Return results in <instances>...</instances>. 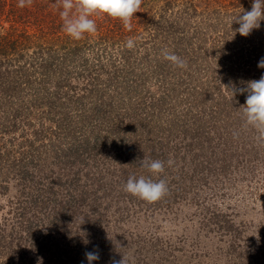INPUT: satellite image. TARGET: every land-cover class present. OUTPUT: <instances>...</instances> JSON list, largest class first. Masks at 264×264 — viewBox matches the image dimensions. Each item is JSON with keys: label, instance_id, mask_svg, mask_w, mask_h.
I'll use <instances>...</instances> for the list:
<instances>
[{"label": "trees", "instance_id": "trees-1", "mask_svg": "<svg viewBox=\"0 0 264 264\" xmlns=\"http://www.w3.org/2000/svg\"><path fill=\"white\" fill-rule=\"evenodd\" d=\"M252 3L142 0L130 30L105 15L95 17L96 34L73 40L62 31L58 0H33L24 8L18 0H0V196L10 195L15 219L31 241L26 245L22 233H7L3 224L0 250L6 252L0 264H40L41 259L42 264H88L85 253L95 249L104 260L92 264L121 260L110 253L111 245L106 248V237L127 209L111 214V204L101 208V199L121 176L122 186L130 175L148 177L144 158L169 161L152 135L155 121H161L162 133L189 136L188 150L195 149L194 158L202 153L194 161L205 173L201 181L208 182L214 168L203 151L215 145L204 137L217 119L245 104L246 93L232 96L233 87L264 75L258 67L264 20L247 37L235 32L237 23L231 25ZM129 38L133 49L124 46ZM165 49L185 59L187 67L164 60ZM189 114L197 122L194 129L180 127ZM236 124L239 129L223 134L217 128L212 135L229 143L228 152L244 157L248 130L243 121ZM176 190L182 192L180 183ZM178 198L168 191L163 203L173 210L183 201ZM160 202L150 203L153 213L163 211ZM211 216L208 224L222 233L233 228ZM132 257L125 256L126 264H141ZM168 260L159 263L173 264Z\"/></svg>", "mask_w": 264, "mask_h": 264}, {"label": "rangeland", "instance_id": "rangeland-1", "mask_svg": "<svg viewBox=\"0 0 264 264\" xmlns=\"http://www.w3.org/2000/svg\"><path fill=\"white\" fill-rule=\"evenodd\" d=\"M180 108L182 107H177L175 111ZM177 111L175 113L179 114ZM190 111L184 109L181 112ZM164 113L170 115L171 112ZM191 114L180 127L188 125L196 128L197 122ZM240 120L242 121L239 110L229 112L217 119L209 132L210 135L204 137L212 138L215 145L214 148L203 151L214 168L206 183L200 179L205 176L197 167L200 162L194 161L201 157L202 153L194 158L195 149L191 150L189 147L188 150L189 136L185 137L181 131L162 133L158 127V124L161 126V121L154 122L156 126L154 125L155 131L152 135L158 137L160 141L157 143L163 145V150L167 151V157L172 163H165V171L159 176L150 174L148 177L165 179L171 196L178 195V199L183 201L176 203L171 210L167 203H163V198L160 202L163 211L155 209L153 213L154 207L149 208L150 203L123 193L121 184L125 178L121 176V183L117 181L112 185L113 192L102 198L100 204V207L111 204V214L115 208L124 210L125 206L127 209L123 219L118 220V227H109L108 233H113L106 237V248L111 245L110 253L113 257L122 259L123 256L132 257L135 254L131 259H139L141 264H160L159 262L165 259L173 261V264H188L189 261L194 264H220L217 260H222L221 264H264V145L257 144L254 130L244 129L248 130L245 143L249 153L243 157L228 152L229 143H220L218 136L212 135L217 128L223 134L239 129L236 123ZM145 121H148L143 120L146 127L149 124L150 128L151 123L147 124ZM204 128L203 133L206 134ZM233 147L235 149L234 145ZM189 151H193L192 154ZM182 173L184 176L180 177ZM173 176L180 178L172 182ZM182 178H186L187 182L184 183ZM108 180L111 181L112 178L109 177ZM179 183L182 192L176 190ZM190 185H194V191L188 189ZM9 197L10 195L0 196V227L4 224L7 233L16 230L14 235L22 233L23 241L28 242L26 245L30 244L27 232L19 227L20 224L15 219V204L8 202ZM144 211L146 215L141 213ZM214 214L220 219L216 223H233V228L222 233L217 226L208 224L210 216L213 217ZM105 224L107 223H104V227L107 226ZM32 228L35 229L34 226ZM149 235L155 236L156 240L150 239ZM5 252L0 250L2 257H5ZM30 255H33V252ZM74 256L75 254H72V257ZM103 260L104 258L98 259Z\"/></svg>", "mask_w": 264, "mask_h": 264}, {"label": "clouds", "instance_id": "clouds-1", "mask_svg": "<svg viewBox=\"0 0 264 264\" xmlns=\"http://www.w3.org/2000/svg\"><path fill=\"white\" fill-rule=\"evenodd\" d=\"M33 0H18V7L31 6ZM142 0H58L61 9L59 12L62 21V31L73 40H81L85 35H94L98 31L95 17L108 16L122 22L125 29H131V20L139 11ZM241 13H243L241 15ZM264 20V0H253L251 10L242 11L231 20L239 27L235 29L241 36L247 37L254 29L260 28V22ZM234 32V34H235ZM124 46L127 49L135 47L132 38L127 39ZM163 59L178 68H186L187 61L167 49L162 50ZM259 68H264V58L258 62ZM232 96L246 93L245 104L238 110L243 121V127L254 130L255 141L264 145V75L259 80L245 82L244 87L231 90ZM235 137V134H234ZM171 165V161L167 162ZM141 167L146 169L152 176H159L165 171V161L160 159H147L141 161ZM122 190L148 203H154L163 199L169 191L165 179H152L143 175L137 178L130 175ZM88 264L99 259L97 251L85 253ZM42 264V259L40 261ZM111 264H126L125 257L121 260H113Z\"/></svg>", "mask_w": 264, "mask_h": 264}]
</instances>
